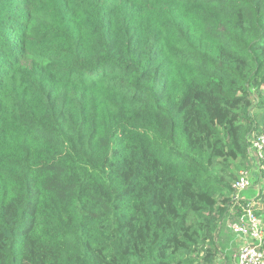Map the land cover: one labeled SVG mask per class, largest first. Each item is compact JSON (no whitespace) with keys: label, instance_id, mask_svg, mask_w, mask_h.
<instances>
[{"label":"trees","instance_id":"16d2710c","mask_svg":"<svg viewBox=\"0 0 264 264\" xmlns=\"http://www.w3.org/2000/svg\"><path fill=\"white\" fill-rule=\"evenodd\" d=\"M261 133L264 0H0V264L232 259Z\"/></svg>","mask_w":264,"mask_h":264},{"label":"built area","instance_id":"2783aa9c","mask_svg":"<svg viewBox=\"0 0 264 264\" xmlns=\"http://www.w3.org/2000/svg\"><path fill=\"white\" fill-rule=\"evenodd\" d=\"M250 163L264 160V133L255 136L248 149ZM252 171L243 169L232 183L235 203L221 223V229L229 232L237 241L232 261L234 264H264V220L257 211L255 197L243 196L254 187ZM222 251L219 255L223 257ZM220 264H228L222 259Z\"/></svg>","mask_w":264,"mask_h":264},{"label":"rangeland","instance_id":"374dc122","mask_svg":"<svg viewBox=\"0 0 264 264\" xmlns=\"http://www.w3.org/2000/svg\"><path fill=\"white\" fill-rule=\"evenodd\" d=\"M245 168L250 169L252 171V177H253V180H254L253 184L255 186L254 188L259 189L263 185V183H264V176H263V172H264V161H260L257 164L256 163H253L252 164L248 160L246 162V165L245 166L244 165H238L237 166V172L239 173L241 170H243ZM230 237H232V239L234 238L232 235ZM224 252L222 251L223 254L226 253V252L225 253ZM227 258L229 259V261L232 260L231 259V256L226 253L225 256H224V259L227 260ZM232 258H233V256H232ZM222 259H223V257L220 256V260H219V263L218 264L221 263Z\"/></svg>","mask_w":264,"mask_h":264},{"label":"crops","instance_id":"0c3cea01","mask_svg":"<svg viewBox=\"0 0 264 264\" xmlns=\"http://www.w3.org/2000/svg\"><path fill=\"white\" fill-rule=\"evenodd\" d=\"M232 240H234L236 243H237V241H236V239L235 238H233ZM237 246V245H236ZM235 246V247H236ZM223 255V258H224V256H225V254H222Z\"/></svg>","mask_w":264,"mask_h":264}]
</instances>
